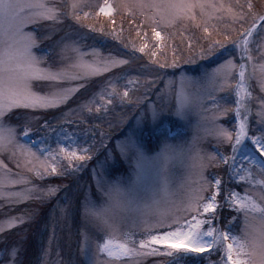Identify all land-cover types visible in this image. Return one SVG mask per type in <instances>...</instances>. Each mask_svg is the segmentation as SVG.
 Returning <instances> with one entry per match:
<instances>
[{
  "label": "snow or ice",
  "instance_id": "snow-or-ice-1",
  "mask_svg": "<svg viewBox=\"0 0 264 264\" xmlns=\"http://www.w3.org/2000/svg\"><path fill=\"white\" fill-rule=\"evenodd\" d=\"M248 7L250 10L251 4ZM121 10L128 16L142 17L141 25L150 28L151 37L138 27L136 35L142 43H124L122 28L117 31L113 27L106 32L103 26L81 23L93 15L111 19ZM226 19L231 23H224ZM244 20L242 12L235 11L223 0H103L102 3L97 0H0V156L22 157L25 170L39 179L80 172L79 164L71 169L72 161L91 160L89 153L96 141L93 139L92 145L84 147L77 134L48 121L42 125L45 133L33 139L32 126L41 119L34 113L60 107L85 88L91 77L113 69L122 71L108 81L111 91L107 95L118 98L121 103L147 105L135 118L138 125L144 123L137 130L139 137L145 134L151 137L157 130L166 135L162 128L164 120H159L154 128L147 124L148 120L157 121L164 113L180 120L191 118L192 134L184 144L179 148L170 145V152L160 151L153 158L164 161L158 190L151 188L149 173L142 163L145 158L136 141L131 137L117 140L113 149L105 144L101 133L100 148L96 152L103 150L105 155L97 162L99 171L92 169L96 191L101 194L109 177L117 174L121 159L136 152L140 162L136 163L133 190L142 187L145 191L151 190V196L139 203L135 197L129 201L135 218L127 226L91 222L102 243L85 236V247L81 249L85 264H144L149 257H168L165 264H242L236 237L226 228L229 224L234 228L240 213L253 210L255 202L249 192L264 186V95H253L250 84L255 80L264 93V15L254 17L248 27L241 23V30L234 38L226 34L223 40L211 39V36L213 32L219 34L221 28L237 31L233 25ZM44 22H51L46 29ZM177 27L181 29L179 35L188 41L186 58L177 56L176 47L168 43L176 35L175 31L168 30ZM82 28L88 31H81ZM191 29H202L203 35L195 36ZM39 31L44 34L38 35ZM90 33L97 34L93 44L87 43ZM104 37L117 41L129 52L114 54L109 50L104 54L105 46L95 43ZM44 41L48 42L47 50L42 47ZM166 48L171 49L172 59L161 62L158 53ZM232 49L239 56V63L232 58L224 59L233 55ZM136 53L148 56V63L140 64L141 57ZM52 56L59 58V67L54 68L51 63L45 66ZM217 56L223 62L206 68L195 78L179 71L175 79L162 80L154 68L180 69L181 61L198 64ZM134 68L141 75L129 76ZM144 73L152 79L147 76L142 79ZM122 80L127 85H137L131 91L139 92L143 88L135 100L130 90L118 92L116 85ZM73 81L83 82L62 86ZM36 82L48 83L36 85ZM161 82L164 87L157 93L159 103H147L149 93ZM46 86L49 91L36 90ZM105 91L102 89L98 95L103 98ZM230 96H234V101ZM91 103L81 108L91 113ZM112 103L113 99L107 100V104ZM72 111L61 117L63 123H69L67 117ZM103 111L108 112V107ZM252 117L256 127L250 124ZM226 118H234L231 126H225ZM179 126L178 122L174 128ZM84 136L87 137V132ZM222 147H227L230 154L221 151ZM190 154L197 158L193 170L183 172L173 182L167 175L169 165L179 168ZM61 159L68 161L71 172L62 170ZM17 166L21 164L17 162ZM30 183L29 178L19 173L13 178L0 160V197L14 198L15 202L31 199L39 190L35 186L23 187L20 191L3 190L6 186ZM59 190L60 186L50 185L46 194L55 195ZM91 203L92 199L86 197L84 210ZM15 222V218L8 221V227L15 226ZM100 254L107 259L100 260Z\"/></svg>",
  "mask_w": 264,
  "mask_h": 264
},
{
  "label": "rangeland",
  "instance_id": "rangeland-1",
  "mask_svg": "<svg viewBox=\"0 0 264 264\" xmlns=\"http://www.w3.org/2000/svg\"><path fill=\"white\" fill-rule=\"evenodd\" d=\"M102 3L103 0H97ZM225 4H231L235 11L242 12L245 16V20L240 23H236L233 27L237 31L226 30L221 28L219 34L213 32L211 39L223 40L224 35L235 37L237 32L241 30L240 24L244 27L250 26L254 17L264 15V0H223ZM251 4L249 10L248 5ZM88 9H85L87 11ZM98 11V9L93 10ZM82 15V13H81ZM143 18L139 15L133 17L128 16L123 10L114 15L111 19L104 16L96 17L93 15L90 19L82 20L81 23L85 25H92L97 28L103 26L104 31H110L113 27L119 31L123 29L122 39L124 43L132 41L137 45L141 44L142 41L136 35L137 28L141 29V32L147 31L149 37H151V30L141 25ZM115 21V24L112 23ZM131 21V22H130ZM51 22H44L45 29L46 25ZM72 23V21H67ZM224 23H231L230 20H225ZM79 27V25H73ZM81 31H88L87 28L80 29ZM169 32L175 31L176 35L171 36L168 43L172 44L177 49V56L186 58L189 53L187 51L188 41L183 40L179 35L181 29L177 27L175 30H168ZM191 32L195 33V36H202V29H191ZM43 31H39L38 35H43ZM97 34L90 33L88 44H93ZM187 35V33H186ZM97 44H103L104 54H107L109 50L113 53L127 54L128 49L117 41L112 40L110 37L100 38L95 41ZM206 44V42H205ZM48 42L44 41L42 47L47 50ZM228 47L231 48V45ZM256 48V45L253 46ZM232 56H225L224 59H235L239 63V56L235 54V49H232ZM257 56L258 52L255 53ZM137 56L141 57L140 64L148 63L149 57L143 56V54L136 53ZM167 58L170 62L172 59L171 49L166 48L163 52L158 53V59L163 62ZM215 61V63H213ZM223 60L219 57H213L208 61H200L198 64H185L181 61L180 69L165 68L159 69L158 66H154L155 71L160 73L162 80L164 79H175L179 71H183L185 74L192 77H199L202 72L207 68L210 69L215 67L216 64L222 63ZM49 63L53 67H59L60 61L58 57L52 56L46 62L45 66ZM138 67V66H137ZM122 69H113L111 72L103 73L99 76L91 77L85 88L80 89L72 98L65 104L61 105L56 109H49L47 111H38L34 113L41 117V119L34 124L33 139H39L46 131L42 127L45 121H48L54 126H63L70 133L77 134L84 147L93 144V139L96 141L93 146L92 159L85 162H78L73 160L71 169L82 166V170L72 175L64 176H45L43 179L35 177L32 173L25 170L23 165L22 157L9 158V154L0 156V160L6 165L7 169L11 171L12 177L15 178L17 174H21L30 179L31 183L27 186L14 185L11 187L6 186L3 190L5 192L20 191L23 187L35 186L39 190L32 194V198L23 202H15L14 198L0 197V264H85L84 256L81 249L85 247V236H91L97 243H102V239L96 232L92 223L86 217L84 213V201L86 197L91 199H99V193L96 191L95 181L92 177V169L97 168V162L104 159L105 153L101 150L100 153L96 152V149L100 148L101 133H103L105 144L115 148L117 140H126L131 137L132 140L136 141L139 152L144 158H154L161 149V145L165 141H184L191 136V118L187 120H180L179 117L171 115L169 113L162 114L157 121L148 120L147 124L149 127H155L159 120H164L165 124L162 128L167 133L161 135L160 131L157 130L154 134L149 137L145 134L142 138L137 135V130L144 127V123L137 124L136 116L140 115L142 107L147 105L137 106L135 103H121L118 98L109 97L108 91H111V86L108 84L110 78ZM141 75L136 68H134L129 76L135 77ZM147 76V79H152L151 75L147 73L142 74V79ZM83 81L65 82L62 86L69 87L75 86ZM47 85L48 82H36L39 84ZM251 91L253 95L260 96L264 95L259 90V86L255 80L250 82ZM126 80H122L117 83L116 87L119 93H123L125 90H132L137 87L136 84L127 85ZM164 87L163 82L159 83L156 88L152 90L148 95L147 103H159L157 93ZM102 89H106L103 98L99 93ZM38 91H49L50 89L46 86L44 88L36 87ZM143 88L140 87V91H131V98L135 100ZM113 99L112 104H107L108 99ZM230 100L234 101V96L229 97ZM91 103V113L87 110L82 109L81 105ZM107 106L109 111L104 112L103 108ZM234 106V104H233ZM255 107V105H253ZM100 108L101 111L97 112L96 109ZM70 110H74L68 115L67 120L69 123H63L61 117L65 113H69ZM21 111V110H16ZM30 111V110H27ZM122 121H124L122 123ZM179 122V127L174 125ZM225 126H231L234 122V118H226ZM252 127H256L255 117L250 119ZM87 132V137L84 133ZM66 143V142H65ZM52 147H56L53 142ZM221 151L225 154H230V150L227 147H222ZM117 155L119 153L117 152ZM138 155L136 152H131L127 158L121 159V164L117 170L116 176L123 177L126 181L133 179L134 173L136 172V162ZM17 162L21 164L17 166ZM62 170L71 169L68 168V161L61 159ZM97 171L99 169L97 168ZM220 171H223L221 167ZM182 174V170L178 167H172L168 170V177L175 182ZM163 174H149V181L159 183ZM60 186V190L55 195H47L46 190L49 186ZM67 185V188L63 186ZM67 197V198H66ZM64 209V211H61ZM15 218V226L8 227V221ZM23 218V222H21ZM235 223V222H234ZM233 225L229 224L226 228L227 231H232ZM159 247V246H154ZM107 259L106 256L100 254V260ZM168 257H149L144 261V264H165Z\"/></svg>",
  "mask_w": 264,
  "mask_h": 264
},
{
  "label": "clouds",
  "instance_id": "clouds-1",
  "mask_svg": "<svg viewBox=\"0 0 264 264\" xmlns=\"http://www.w3.org/2000/svg\"><path fill=\"white\" fill-rule=\"evenodd\" d=\"M183 144L184 141H165L160 151L170 152L172 150L170 145L179 148ZM196 162L197 158L194 155H187L183 165L179 168L182 173L191 172L192 165ZM142 163L149 174H162L163 159L145 158ZM170 168L172 165H169ZM136 173L137 168L131 181H126L119 175L109 179L103 192L99 194V199H92V203L84 210L90 222L120 224L121 226L131 224L135 216L129 201L135 197L139 203L151 196V190L145 191L142 187L133 190ZM151 188L158 190L159 183L151 182ZM249 195L254 200L255 207L253 210H246L238 215L231 235L236 237L242 264H264V186L251 189Z\"/></svg>",
  "mask_w": 264,
  "mask_h": 264
}]
</instances>
